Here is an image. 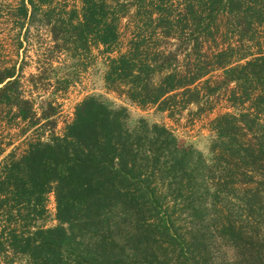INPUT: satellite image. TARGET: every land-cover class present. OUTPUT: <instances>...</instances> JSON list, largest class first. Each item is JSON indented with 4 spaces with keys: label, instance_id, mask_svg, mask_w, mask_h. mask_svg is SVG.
Masks as SVG:
<instances>
[{
    "label": "trees",
    "instance_id": "1",
    "mask_svg": "<svg viewBox=\"0 0 264 264\" xmlns=\"http://www.w3.org/2000/svg\"><path fill=\"white\" fill-rule=\"evenodd\" d=\"M137 2L146 10L144 28L125 52L107 57L106 86L141 108L153 105L173 117L190 104L200 112L202 99L234 83L228 101L238 112L211 120L214 135L204 152L165 124L134 120L125 105L86 96L63 135L31 141L22 154L11 152L0 168V258L5 263L18 256L29 264L152 263L160 249L146 223L161 216L168 197L175 202L184 197V210L198 220L212 214V225L203 233L194 229L187 243L173 219L163 217L158 222L167 243L162 255L169 254L173 264H214L209 246L214 226L238 251V264H264V50L257 41L264 0ZM82 3L78 11L56 0H19L10 14L23 22L45 21L55 48L78 58L77 66L93 46L113 51L128 11L120 0ZM217 21H228L237 36L227 47L217 43ZM157 32L178 39L185 52L190 49L184 63L178 49L160 50L152 38ZM206 41L217 48L204 51ZM215 71L222 73L213 81ZM73 72L59 80L74 81L77 69ZM41 104L38 113L21 89L15 66L0 70V105L15 108L14 118L29 128L43 121L54 127L57 105ZM156 180L166 191L158 190ZM50 193L57 223L47 226Z\"/></svg>",
    "mask_w": 264,
    "mask_h": 264
},
{
    "label": "rangeland",
    "instance_id": "2",
    "mask_svg": "<svg viewBox=\"0 0 264 264\" xmlns=\"http://www.w3.org/2000/svg\"><path fill=\"white\" fill-rule=\"evenodd\" d=\"M19 0H0V70L15 66L17 74H19L21 81V89L24 95L34 101L35 108L38 113L41 112V103L51 100L58 107V114L55 116L56 125L43 121L40 125L29 128L27 122L14 118L16 109L11 110L6 105H0V168L5 163L11 152L17 155L22 154L28 147L31 141L39 139L49 140L52 135H63L68 123H70L75 115L77 104L86 96L96 94L110 100L115 105H125L128 107L130 114L134 120L140 117L147 118L150 122H158L165 124L178 137L185 142H192L194 145L208 152L209 144L214 135L211 130V120L217 115L230 111L238 112L237 108H233L228 101L230 88L235 84L231 83L223 88L219 93L210 96L208 99H202L201 110L198 111L197 104H190L186 108L176 110L173 117L168 115V112L158 111L156 106L150 105L141 108L135 103H132L126 95L120 91L109 89L104 80V74L107 69V57H116L120 53L125 52L129 47V41L135 37L139 29L144 28L145 8H141L137 0H120L127 3L128 11L120 21V42L113 47L110 54L103 53V46H93L91 52L82 57L83 63H79V59L72 58L67 51H60L58 47L55 48V41L53 39L51 28L45 21H29L23 22L10 14L13 5H16ZM67 9L75 8L78 11L82 9V0H56ZM155 2L157 0H154ZM138 3L135 4V3ZM177 2V1H176ZM175 2L173 12L178 15V7ZM10 10V11H9ZM216 37L219 47H227L228 41H235L236 35L230 30L228 21H217ZM257 41L262 44L264 50V25L258 28ZM149 29L147 31L150 34ZM160 31V30H159ZM154 41H158L157 45L160 50L176 51L178 49L179 59L183 61L186 52L179 48V40L174 37H164L160 32L153 34ZM232 39V40H231ZM155 43V42H154ZM182 47V45H180ZM213 42L203 44V50L212 52L216 49ZM254 50L257 47L253 48ZM186 53V54H185ZM184 63V61H183ZM53 68H57L56 78L54 76ZM77 69V78L69 83L59 80L62 77H67L69 70ZM75 73V72H73ZM221 71H215L210 76L213 81L220 79ZM33 75H40L33 79ZM74 75V74H73ZM35 81L36 84L35 85ZM66 86V88H62ZM57 90V91H56ZM56 91V92H55ZM52 125V126H50ZM162 190L160 182L155 181ZM179 198L177 202L172 197H168L162 209L161 216L148 219L147 224L152 227V239H157L156 247L159 254L156 261L146 260V264H173L169 260L170 255L161 253L164 250L161 247L167 243L160 237L158 222L163 217L169 216L175 222L176 228L182 233V241L189 243L192 239L194 229H198L201 233L206 227H210L213 221V215H205L200 220L192 217L185 211V200ZM209 204L210 202L207 201ZM223 202L219 203V207ZM49 217L45 220L47 226L55 225L57 221L54 219L56 214V201L54 193L49 194ZM185 209V210H184ZM225 210L224 214H227ZM147 222V221H146ZM215 234L210 238L209 246L214 264H238V251L235 250L228 242H226L217 231L216 227H212ZM194 231V232H193ZM199 232V233H200ZM196 233V232H195ZM262 238H264V230L262 231ZM151 239V240H152ZM264 253V252H263ZM152 258V257H151ZM150 258V259H151ZM138 264L139 262L133 261ZM0 264H7L0 258ZM12 264H29L28 259L23 256H18Z\"/></svg>",
    "mask_w": 264,
    "mask_h": 264
}]
</instances>
